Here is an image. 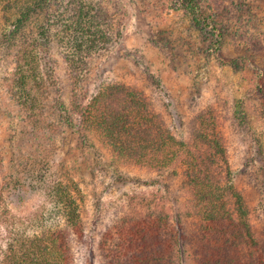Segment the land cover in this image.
I'll use <instances>...</instances> for the list:
<instances>
[{"label": "trees", "instance_id": "trees-1", "mask_svg": "<svg viewBox=\"0 0 264 264\" xmlns=\"http://www.w3.org/2000/svg\"><path fill=\"white\" fill-rule=\"evenodd\" d=\"M175 3L198 28L215 21L214 14L202 12L201 0ZM0 10L14 15L0 36V62L11 58L13 64L4 85L24 113L26 125L18 134L30 136L39 151L23 155L32 176L42 180L47 169L39 136L53 140L63 127L79 128L95 134L122 163L155 172L148 184L165 180L166 187L174 183L182 190L183 209L150 208L123 214L106 226L98 242L102 264H179L178 246L184 241L191 243L193 264H264V238L251 219V205L233 182L224 180L227 144L211 111L194 118L184 138L170 130L134 85L110 82L88 96L83 67L120 35L100 0H0ZM54 43L68 47L63 53L72 85L69 105L61 98L49 56ZM145 72L148 83L162 85L147 66ZM21 164L0 181V189L8 190L17 205L34 188L22 178ZM63 181L42 180L57 216L39 233L15 232L1 249L0 264H75L71 247L81 220L73 190Z\"/></svg>", "mask_w": 264, "mask_h": 264}, {"label": "rangeland", "instance_id": "rangeland-1", "mask_svg": "<svg viewBox=\"0 0 264 264\" xmlns=\"http://www.w3.org/2000/svg\"><path fill=\"white\" fill-rule=\"evenodd\" d=\"M100 1L120 35L87 66L81 65L88 96L110 82L134 85L153 102L170 130L184 138L194 118L211 111V119L216 116L222 124L227 144L224 180L233 182L249 201L251 219L264 238V0H201L204 15L215 16L207 29L198 28L176 0ZM13 16L0 10V36ZM67 48L54 43L49 56L61 98L69 105L72 85L63 53ZM12 66L11 58L0 62V181L22 163V178L34 188L23 205L0 189V253L15 232L36 234L53 222L56 208L53 211L43 182L55 177L73 190L78 204L81 224L71 247L75 264H102L99 239L119 216L150 208L183 209L178 186L166 187L165 180L148 184L155 172L122 163L95 134H82L79 128L63 127L53 140L39 136L47 169L43 182L32 176L23 155L34 151L35 142L18 134L26 125L24 113L4 85ZM146 66L160 79V87L148 83ZM72 119L77 125L78 119ZM190 246L189 241L180 242L179 264H193Z\"/></svg>", "mask_w": 264, "mask_h": 264}]
</instances>
